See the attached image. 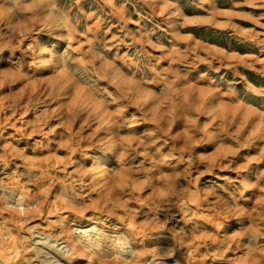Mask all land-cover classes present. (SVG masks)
<instances>
[{
    "label": "rangeland",
    "instance_id": "1",
    "mask_svg": "<svg viewBox=\"0 0 264 264\" xmlns=\"http://www.w3.org/2000/svg\"><path fill=\"white\" fill-rule=\"evenodd\" d=\"M14 33L28 52L56 51L77 87L42 102L20 82L34 69L21 41L0 58L1 181L32 200L27 167L47 163L49 188L79 210L98 190L86 168L103 154L134 221L126 264H185L187 252L203 256L187 264H264V0H0V38ZM41 215L16 216L11 264H89L34 238L59 228ZM192 238L201 243L187 248Z\"/></svg>",
    "mask_w": 264,
    "mask_h": 264
},
{
    "label": "bare ground",
    "instance_id": "2",
    "mask_svg": "<svg viewBox=\"0 0 264 264\" xmlns=\"http://www.w3.org/2000/svg\"><path fill=\"white\" fill-rule=\"evenodd\" d=\"M23 36L26 35L17 36L14 33L13 40L9 42H3L0 38V58L7 53H11L16 43L18 44L17 46H19L18 42H23ZM29 44L31 43L24 42L21 44L19 55L23 57L25 55H30V61L34 69L31 76L23 78L20 82L32 81L33 88L40 94L37 96V100L42 102L52 99L58 100L59 96L63 94L65 90L68 88L74 90L77 87L76 82L74 84L71 83V87L65 85V80L69 79V77L64 74L61 68L59 55L56 51L52 52V49H47L43 45H40L35 50H32V52H28L27 47ZM1 73L3 72L1 71ZM5 73L10 74V72ZM87 95L88 97H86V99L92 101L90 100L89 94ZM99 116L101 119L103 118L102 114H99ZM43 152L48 153L49 149L46 148ZM7 164L8 163L3 164V168ZM106 164L107 162L103 159L102 154V156L94 159L91 165L86 168V173L91 180L95 182L98 190L94 198L88 196V205L79 210H76V206L80 203L76 204L72 201V199L65 194L64 187L60 189L62 191L58 192L55 188H49L48 184L50 181L43 179L45 175L40 169L41 166H49L47 163L43 165L37 161L27 167L29 170H33L37 173V177L31 185L35 190L32 200L28 201L29 198H23L21 195L23 190L21 191L18 189L20 186L17 182L12 180V177L6 178L4 181L0 180V229L2 228L3 231L5 230L6 234L12 236L15 230L14 223L21 220L16 216L21 213H34L37 217H41V214H44L45 217L48 218L55 217L59 228L54 232L47 230L46 233H41L39 229L33 228L32 234L36 240L41 241V243L47 247H53L61 252L66 251L78 253L79 255H86V261L89 264H126L127 260L130 261L135 257V250L132 247L133 243L130 240L133 239L135 241V236L127 234L128 232L135 231V226L131 214L124 205L125 202L121 200V186L125 181L120 178V175L113 172L111 173L110 170L107 169ZM43 187L48 188L47 195L44 197L41 196L40 193ZM249 203L251 205L248 209L254 207V200H250ZM57 208L62 209L63 212L57 211ZM217 223L219 222H214V224ZM254 228H256L254 225H251L248 229L241 228L235 233V237L243 238L246 235H251L250 232L253 231ZM210 237L211 241H216L220 246L223 243V241L219 240L217 237L212 235H210ZM11 238V241L8 240L9 242L7 240H0V264H11L7 256L11 252L9 248L18 246L17 239L14 236ZM1 239L3 238L1 237ZM159 239L163 246L174 247V242L169 235L163 234ZM192 239L191 245L189 244L190 246L187 248L192 246H194V248L198 247L201 243V240L198 239L200 243L196 242L192 245L194 238ZM121 241H124L127 246L120 245ZM202 242V246H205L208 240H202ZM221 247L226 248V246ZM202 257L203 256H191L189 252H187L184 256V262L187 264L194 258ZM257 259L262 260L264 263L263 248L257 252Z\"/></svg>",
    "mask_w": 264,
    "mask_h": 264
}]
</instances>
